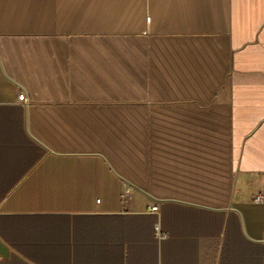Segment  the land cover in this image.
Returning a JSON list of instances; mask_svg holds the SVG:
<instances>
[{
  "label": "crops",
  "instance_id": "0c3cea01",
  "mask_svg": "<svg viewBox=\"0 0 264 264\" xmlns=\"http://www.w3.org/2000/svg\"><path fill=\"white\" fill-rule=\"evenodd\" d=\"M257 195L264 0H0V264H264Z\"/></svg>",
  "mask_w": 264,
  "mask_h": 264
},
{
  "label": "built area",
  "instance_id": "2783aa9c",
  "mask_svg": "<svg viewBox=\"0 0 264 264\" xmlns=\"http://www.w3.org/2000/svg\"><path fill=\"white\" fill-rule=\"evenodd\" d=\"M18 99H19L20 101H22L23 103H26L25 96H24V94H23L22 92H19V94H18ZM254 200H256V201H262V200H264V196H263V195H257V196H255ZM156 209H157V207H156L155 205H152V206H151V210H156ZM156 230H157V228H156ZM156 232H157V234H158V236H159L160 238L164 237V234H162V233L159 232L158 230H157ZM0 259H1V257H0Z\"/></svg>",
  "mask_w": 264,
  "mask_h": 264
}]
</instances>
